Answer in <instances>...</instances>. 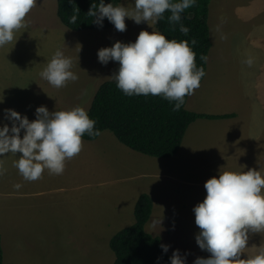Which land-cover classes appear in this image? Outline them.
I'll list each match as a JSON object with an SVG mask.
<instances>
[{
  "label": "rangeland",
  "instance_id": "obj_1",
  "mask_svg": "<svg viewBox=\"0 0 264 264\" xmlns=\"http://www.w3.org/2000/svg\"><path fill=\"white\" fill-rule=\"evenodd\" d=\"M120 4L131 8L134 0H114L113 5ZM56 6V0H37V6L26 16L27 28L16 34L13 45L0 48V94L4 96L0 126H11L4 119L6 109L27 116L30 122L36 119L39 106H45L50 113L76 105L85 109L97 87L113 80L111 76L119 68L118 62H98V50L116 41L135 42L141 30H153L145 22L136 24L125 18L124 32L117 31L114 25L106 30L73 32L59 22ZM207 24L210 49L206 75L194 94L187 97L185 109L215 115L233 112L238 122L196 121L186 130L174 158L193 136L197 139L193 143L200 141L202 146L194 145L186 166L192 158L193 164L203 165L214 174L246 172L248 156V164L264 157V0H210ZM58 48L73 59L72 71L79 77L61 89L39 76ZM249 57L254 61L251 67L244 63ZM85 90L86 95L82 94ZM82 142V151L66 161L63 174L45 170L42 178L33 182L25 181L14 167L22 154L0 157L6 169L0 177L2 264H113L109 240L133 224L138 195L148 192L154 202L168 195L170 181L162 174L170 170L158 159L140 157L145 159H139L131 171L121 160L127 162L129 157L139 155L120 144L110 132L103 131L96 141L89 142V147ZM152 174H161L162 178ZM127 177L135 178L128 182ZM16 184L22 187L16 189ZM134 194L131 210L127 209L129 196ZM180 206L182 211L161 210L162 227L171 229L177 218H183L185 233L190 235L196 226L194 212L191 205ZM157 217H150L153 228L159 223L155 221ZM170 237H160L161 244L169 245L168 254L174 247ZM247 246L241 258L264 248V232L251 234Z\"/></svg>",
  "mask_w": 264,
  "mask_h": 264
},
{
  "label": "clouds",
  "instance_id": "obj_2",
  "mask_svg": "<svg viewBox=\"0 0 264 264\" xmlns=\"http://www.w3.org/2000/svg\"><path fill=\"white\" fill-rule=\"evenodd\" d=\"M195 5L196 0H134L131 8L105 4L104 0L91 5L87 15L101 28L107 18L117 31L124 32L125 18H128L136 24L145 22L153 29L151 33L141 30L135 42L116 41L97 52L102 65L118 62L119 68L111 78L124 95L159 96L173 104V112H178L185 104V97L200 87L206 73L203 67L197 68L196 53L189 42L168 39L155 30L160 21L167 19L170 31H176L178 26L187 36L190 29L181 23L182 14ZM36 6L37 0H0V48L15 43L16 34L27 28V14ZM166 13H169L167 17ZM77 18L78 13L72 15L69 23L75 24ZM196 43L193 38L191 45ZM200 59L206 58L201 55ZM253 62L251 57L244 61L249 67ZM72 68L73 59L58 48L39 76L61 89L79 79ZM82 94L86 95V90ZM3 102L4 96L0 94V103ZM35 116L30 122L27 116L6 109L4 119L11 126H0V157L8 153L22 154L14 161V167L25 181L41 179L45 170L49 174H63L66 161L82 151V136L99 135L96 121L80 106L51 113L45 106H39ZM5 172L0 160V177ZM14 187L19 189L22 185ZM204 189L203 201L193 207L194 222L200 230L195 242L210 255L197 257L193 264H264V248L241 258L248 249L250 235L264 232V175L253 169L220 171L218 178L213 176L205 181ZM160 247L163 253L169 250V245ZM186 255L173 250L170 264H186ZM159 260L158 257L157 264Z\"/></svg>",
  "mask_w": 264,
  "mask_h": 264
},
{
  "label": "trees",
  "instance_id": "obj_3",
  "mask_svg": "<svg viewBox=\"0 0 264 264\" xmlns=\"http://www.w3.org/2000/svg\"><path fill=\"white\" fill-rule=\"evenodd\" d=\"M210 0H196V5L185 10L182 14L184 26L190 29L184 36L177 26L176 31H170L167 19L156 25L168 39L178 42L187 40L196 53L197 68L203 67L206 73V59L210 49L209 29L207 24L208 5ZM56 16L59 22L73 32L106 30L111 24L107 18L103 20V27L97 26L87 13L93 3L99 0H56ZM105 4L114 0H104ZM75 24L69 23L72 15H77ZM169 13H166L167 17ZM195 38L196 45H191ZM204 78V77H203ZM201 79V82L203 80ZM185 97V104L187 101ZM185 104L178 112H173V104L159 96H126L116 87L114 80L102 83L92 99L88 115L96 121L95 128L99 135L84 134L82 140L94 141L103 131L110 132L115 139L125 147L142 155L161 159H170L178 152L184 134L188 127L198 119H223L234 115L210 116L189 112ZM152 201L148 195L142 194L133 210L134 223L111 237L109 248L114 255L113 264H170L168 253L161 250L159 237L145 231L152 214ZM0 264H2V249L0 241Z\"/></svg>",
  "mask_w": 264,
  "mask_h": 264
},
{
  "label": "crops",
  "instance_id": "obj_4",
  "mask_svg": "<svg viewBox=\"0 0 264 264\" xmlns=\"http://www.w3.org/2000/svg\"><path fill=\"white\" fill-rule=\"evenodd\" d=\"M108 81H110V80H108ZM104 82H106V81H104ZM99 86L97 87V89L99 88ZM97 89H96V91H97ZM96 91H95V93H96ZM93 97H94V95H93ZM93 97H92V99H93ZM92 99H91V102H92ZM91 102H90L89 106L87 104L85 107V109L87 108V110H86L87 112L90 108ZM76 106H79V105H76ZM198 114H202V113H198ZM229 114H233L234 116L231 118H223V119H219V120H231V122H233V123L238 122L237 116H235V113H233V112L223 113V114H219V115L218 114H216V115L215 114H206V115L220 116V115H229ZM198 120H201V119H198ZM213 120H218V119H213ZM208 121H210V120L208 119ZM195 122H193L191 125H193ZM246 124H248V123H246ZM189 127H188V129H189ZM191 138H192V140H191ZM194 138L195 137H193V136L192 137L190 136L188 138V140L184 144V146L182 145L181 151L178 154V156L176 158L172 157V158H174L173 160L167 161L169 159L149 157V158H153V159H158L159 163L166 165V167L170 170V173L162 174L163 179H168L170 181V187H169V192H168L169 196L168 195L167 196H161L160 198H158L159 200L156 202H154V199L150 193L147 192L145 194V195H148L152 201V205H153L152 212H153V214L151 215V217L153 218L154 215L157 214L158 219L155 221L159 222L161 220V223H158L157 226L154 225V228H153V224L151 223L152 219H150L149 222L146 224L147 226H146L145 230H149L152 233L155 232L154 234H152V236H155L158 231L162 230L161 234L158 236L159 238L162 236L169 237L171 235L170 241L172 242L174 247L171 248V253H169V254L172 255L173 250L178 249L182 256H185V254H187L186 255V261L189 264H193V261L197 257H203V258L208 257V253L200 250L198 245L195 242V236L200 231L199 228L197 226H195L194 228L191 229L190 235H187L185 233L186 232V228H185L186 220L183 218H177L172 223L171 229H164L162 227L163 226L162 224L164 222H163V216L161 214V210H165L167 208H172L174 210L182 211L183 208L180 206V204L181 205H185V204L191 205L190 209L193 210V207L195 205H197L198 203L202 202L205 195H206V190L204 189L205 181L207 179L213 177V175L218 178V175L220 172H217L216 174H214L213 170L212 171L205 170V167L203 165L197 166V165L193 164L192 158H191V161L188 162V165L187 166L185 165V162H187L189 160V153H192V151H194V149H193L194 145L198 146L199 148L202 146V143L200 141L193 143ZM250 138H251V136H250ZM96 140H94V141H96ZM190 140H191V142H190ZM195 140H197V139L195 138ZM82 141H85V140H82ZM94 141H85V143L89 147L91 145L89 142H94ZM132 152L138 154L139 156H137V158H135V159H133L131 156L128 158L127 162L124 159L121 160L122 164L123 165L127 164V169H129L131 171H132V168L135 167V164L137 163V161L139 159H145V158H140V157H148V156L142 155V154L135 152V151H132ZM247 152H250V150ZM87 156H88V154H87ZM172 158H170V159H172ZM247 158L248 159H247L246 164H247L248 169L260 171L261 174L264 175V157H263L262 161H260V159L258 161L254 160L249 164H248L249 156ZM124 168H126V167H124ZM214 170H216V169H214ZM77 174L75 176L76 178H77ZM138 176L139 175H137V177ZM140 176H143V175L140 174ZM150 176H155L156 178H162L161 174H156V175L152 174ZM135 177H127L128 182H130L131 179L135 178ZM123 181H124V179H123ZM61 184H63V183L61 182ZM134 184H135V182H134ZM134 184L132 186H134ZM142 194H144V193H142ZM142 194H139L137 198H136V194L130 195L129 196L130 202L128 204L127 209L131 210L134 199L136 198L135 203H134V206H135L138 198ZM180 199H182V200H180ZM183 199H185V200H183ZM178 201L180 202V204L178 203ZM134 206H133V210H134ZM181 222H183V224H181ZM169 252H170V249H169ZM188 259H189V261H188Z\"/></svg>",
  "mask_w": 264,
  "mask_h": 264
}]
</instances>
